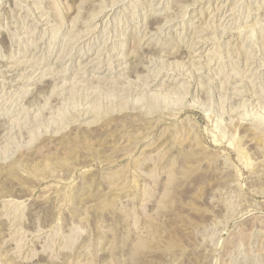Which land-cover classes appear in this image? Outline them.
I'll return each instance as SVG.
<instances>
[{"label": "rangeland", "instance_id": "374dc122", "mask_svg": "<svg viewBox=\"0 0 264 264\" xmlns=\"http://www.w3.org/2000/svg\"><path fill=\"white\" fill-rule=\"evenodd\" d=\"M0 264H264V0H0Z\"/></svg>", "mask_w": 264, "mask_h": 264}]
</instances>
